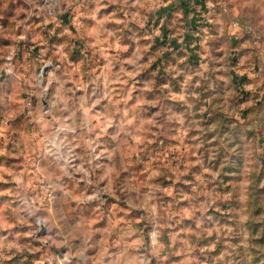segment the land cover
<instances>
[{"label": "rangeland", "instance_id": "obj_1", "mask_svg": "<svg viewBox=\"0 0 264 264\" xmlns=\"http://www.w3.org/2000/svg\"><path fill=\"white\" fill-rule=\"evenodd\" d=\"M112 225L264 264V0H0V264Z\"/></svg>", "mask_w": 264, "mask_h": 264}, {"label": "crops", "instance_id": "obj_2", "mask_svg": "<svg viewBox=\"0 0 264 264\" xmlns=\"http://www.w3.org/2000/svg\"><path fill=\"white\" fill-rule=\"evenodd\" d=\"M108 218L112 219L113 225L122 221V217L118 215ZM102 219L106 220L104 215ZM113 225L106 232L107 239H111V242H105L104 237L97 235L98 247H89L87 252H83V264H184L189 258L180 244L176 242L170 245L166 236L175 231L161 228L160 233L157 232L154 236L129 227L123 234V231ZM40 262L39 260L37 264H41Z\"/></svg>", "mask_w": 264, "mask_h": 264}, {"label": "built area", "instance_id": "obj_3", "mask_svg": "<svg viewBox=\"0 0 264 264\" xmlns=\"http://www.w3.org/2000/svg\"><path fill=\"white\" fill-rule=\"evenodd\" d=\"M150 237V236H149Z\"/></svg>", "mask_w": 264, "mask_h": 264}]
</instances>
